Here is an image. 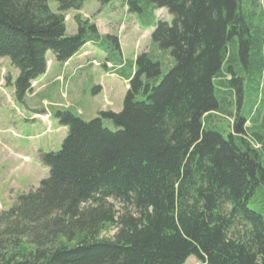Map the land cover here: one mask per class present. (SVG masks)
I'll return each instance as SVG.
<instances>
[{
	"label": "trees",
	"instance_id": "1",
	"mask_svg": "<svg viewBox=\"0 0 264 264\" xmlns=\"http://www.w3.org/2000/svg\"><path fill=\"white\" fill-rule=\"evenodd\" d=\"M89 1L0 0V60L19 71L17 103L46 74L49 53L66 63L89 42L120 50L80 17L67 34L64 14ZM124 1L131 14L167 9L174 20L159 22L137 56L121 113H55L68 136L41 157L50 177L0 213V264H264V118L254 131L238 112L227 138L212 125L234 92L241 105L237 60L257 65L248 10L241 0Z\"/></svg>",
	"mask_w": 264,
	"mask_h": 264
},
{
	"label": "rangeland",
	"instance_id": "2",
	"mask_svg": "<svg viewBox=\"0 0 264 264\" xmlns=\"http://www.w3.org/2000/svg\"><path fill=\"white\" fill-rule=\"evenodd\" d=\"M241 1L244 11L248 10L245 11V13L250 14L251 40H256L258 42L255 43L257 49L252 47L250 52L252 60H256L257 65L253 66L250 70L249 68L245 70L241 59L237 60L239 62L237 66L238 70L235 71L243 80L244 90L241 105H238L234 92L233 97L230 98L232 106L231 108L229 107V114L231 115L219 113L217 114L218 116L215 115L212 119V125L216 126V130L222 133L225 138H227L229 134L235 135L234 123L238 116V112H240L244 118H248L251 121L247 124L246 128L254 131L255 129L252 121L256 118L257 114H260L262 119L264 118V0H259L255 13L252 12L256 4L254 3L255 0ZM124 5V0H114L108 5H102L92 0L86 2L81 11H69L65 13L64 16L67 32L70 36H72L71 34L74 32V28L77 25V17H80L82 20H87L96 26L97 22L101 23V30L104 33H108L107 31H109L110 34L118 38L119 44L120 42L123 43L122 52L120 50H115L114 46H110L109 43H104L107 58L118 65L123 58L126 61L127 57L128 66L125 70L129 71L135 57L144 53L147 48L151 46V35L157 24L159 22H165L171 25L174 17L169 14L167 9L154 10L147 8L141 15L131 14ZM49 6L53 13H58L59 6L56 2H51ZM76 31L75 28V34ZM96 52V59L102 63L104 61L103 56L105 55L99 51ZM122 55L123 57L121 58ZM83 56H88V54L85 53ZM238 58H240V56H238ZM6 61L8 60L6 59ZM97 64L98 63H93L92 66L94 69H100V77L106 76L105 69L103 67L100 68V65L97 66ZM5 67H7V65H5ZM2 68H4V66H1V69ZM1 69L0 73L3 71ZM4 72L0 78V91L9 88L7 78L10 72L8 73L7 70ZM89 72L92 74V71ZM164 73H166L165 70ZM92 75L95 80L100 81L99 76H95V73ZM107 79L109 80L108 84L112 86V81L108 77ZM34 87H36V83ZM13 90L14 89L10 88L9 93L11 92L12 94ZM112 90H114L113 87ZM126 93V83L115 77V98L112 97L113 101H111L105 97L106 100L103 105L105 110L101 112L121 113ZM14 98L18 106L17 108H12V105L6 104V97L3 103L0 102V141L4 143V145L0 144V213L11 210L16 205V200L20 195L28 194L32 190L37 189L42 181L50 177V169L43 165L41 157L43 154L58 153L62 148L64 140L68 136L67 134L64 138L65 134L58 132V127L52 124L47 125L44 132L37 131L38 128L32 126L34 122H29L30 116L26 110L27 103L21 105L17 103L15 95ZM64 109L66 111H71L74 115L79 114V112L71 108L68 103L64 105ZM24 115H26V119ZM54 115L55 114H53V119ZM51 117V114L48 113L47 116L43 117L33 116V119H38L44 123V121L49 122V118ZM53 119H51V122ZM6 129H10L6 132L9 134H3ZM263 130L264 129L259 128L257 131L262 132ZM15 141L25 144L30 148V151L26 153L23 152L25 153L24 155L27 156L24 157L22 161L23 164H25V168L12 173L9 170H12L11 168L13 165L10 163L9 159H14V156L17 157L14 154L19 151L17 146H15ZM10 151L14 154H11ZM11 155L13 157H11ZM18 165H20V163H18ZM110 203L113 204L118 211H120L123 206L121 203L113 200H111ZM256 209L262 212L261 208L256 207ZM115 234L116 230L111 229L109 232L104 233L103 237L105 239H111ZM187 264L200 263L195 258H192Z\"/></svg>",
	"mask_w": 264,
	"mask_h": 264
},
{
	"label": "crops",
	"instance_id": "3",
	"mask_svg": "<svg viewBox=\"0 0 264 264\" xmlns=\"http://www.w3.org/2000/svg\"><path fill=\"white\" fill-rule=\"evenodd\" d=\"M96 24L97 27H99L98 29L102 36H114L110 34L109 31H107L108 33H104L101 30V23L97 22ZM75 28L77 30V25ZM74 32L71 35H74ZM68 35L70 36V34ZM120 45V50L122 52L123 43L120 42ZM150 45L152 46V44ZM151 46L148 47L144 53H148L151 49ZM96 51H99L105 55L103 56L104 61L102 63L96 59ZM85 53H87L88 56H83V54ZM136 57L134 59V62L132 63V66L130 67V70L125 71L124 64L116 65L114 62L110 61L107 58V53L105 52L100 42H89L81 49V51L77 55H75L66 63L59 62L54 54L49 53L47 55L48 68L46 74L33 83H36V87H33L34 89L32 90V92L27 95L26 110L28 115L30 116L29 122H34L32 126L38 128L37 131L44 132L46 125L38 119H33V116H45L49 113L51 114L53 119V114L58 111L65 110L63 105H65L66 103L70 104L71 108H74V110L78 111V116H80L83 120L90 121L94 119L98 116L99 112L105 110V108L103 107L104 101L106 100L105 97H107L111 101H113L112 97L115 98V77L126 83L127 90V76L133 75L135 73L134 63ZM94 60L100 64V68L103 67L105 69L106 76L100 77V69H94V67L91 66L90 63ZM123 63H126L128 65L127 57L126 61L123 58ZM5 65H7V67H5ZM1 66H4V68L1 69ZM0 69L3 70L0 73V78L2 77V73L7 70L8 73L10 72L8 77L11 79V85L8 86L9 88L0 91V102L3 103L6 97V104L12 105V108H17L18 106L14 98V83L19 76V71L15 70V68L11 65V62L9 60L6 61V59L0 60ZM89 71H92V74L95 73V76H99L100 81L95 80L93 78V75L90 74ZM107 77L112 81V86L108 84L109 80L107 79ZM100 87L101 89H98ZM112 87L114 88V90H112ZM10 88L14 89L12 94L11 92L9 93ZM24 116V118L26 119V115ZM51 124L58 127V132H60L61 134H65L64 138L67 136V128L61 127L59 123L54 119ZM7 130L10 129H6L3 134H9L6 133ZM15 143V146H17L19 151L15 154L10 151L11 154L17 156L13 157L11 155V157H13L14 159H9L10 163L13 165V167L11 168L12 170H9L12 173L25 168V164H23L22 161L23 158L27 156H25L24 154L30 151V148H28L25 144L19 141H15ZM0 144L4 145V143H2L1 141ZM18 163H20V165H18Z\"/></svg>",
	"mask_w": 264,
	"mask_h": 264
},
{
	"label": "water",
	"instance_id": "4",
	"mask_svg": "<svg viewBox=\"0 0 264 264\" xmlns=\"http://www.w3.org/2000/svg\"><path fill=\"white\" fill-rule=\"evenodd\" d=\"M192 42H193V39L191 38V39H190V46L192 45Z\"/></svg>",
	"mask_w": 264,
	"mask_h": 264
}]
</instances>
